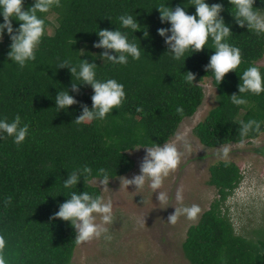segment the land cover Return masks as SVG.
Instances as JSON below:
<instances>
[{"label": "trees", "instance_id": "1", "mask_svg": "<svg viewBox=\"0 0 264 264\" xmlns=\"http://www.w3.org/2000/svg\"><path fill=\"white\" fill-rule=\"evenodd\" d=\"M205 2L223 5L220 15L232 31L226 42L241 50V64L220 84L212 71L205 70L215 52L211 37L202 51L187 50L184 61L173 59L165 38L158 34L159 28H170L171 24L161 22L156 7L180 6L194 15L192 0H60V7L37 13L45 20V33L36 60L22 69L7 56L11 39L4 30L0 40V120L11 122L19 115L22 124L29 125V134L20 145L14 137L0 133V235L6 238L8 264H73L76 231L69 221L50 217L73 191L100 195L99 188L90 184L91 179L99 178V168H105L110 179L121 176L135 166L127 151L167 142L180 122L202 103L200 82L204 78L211 80L217 94L216 104L193 128L201 144L218 147L239 143L264 131V92L239 94L238 89L240 76L251 66H257L264 77V66L256 65L264 55V34L257 35L246 25L240 27L230 0ZM34 3L24 0V10ZM254 7L264 9V0H255ZM125 14L136 18L141 29L124 28L119 17ZM10 19L13 28H18L21 22ZM104 28L126 33L130 42L140 46V58L128 56L126 65L101 59L105 50L93 45L100 39L97 32ZM108 51L116 55L114 50ZM65 59L77 66V71L81 59L95 62L98 80L115 79L123 84L126 98L121 106L103 120L76 124L82 105L91 108L94 90L91 85L79 84V93L71 91L72 83L81 81L72 77L69 68H57ZM188 71L196 76L191 84L185 80ZM67 89L79 103L58 110L55 96ZM233 93L245 98L247 104L234 105ZM178 107L183 108L182 115L176 112ZM250 119L261 121V133L253 131L241 138L239 122ZM83 166L92 168V176L85 183L81 178L73 188H64L68 175ZM208 172L207 184L214 187L216 196L188 226L181 245L184 256L190 264H264V210L263 226L255 236H248L236 231L225 207L243 178L240 167L232 160H218L210 164ZM9 196L12 203L5 207Z\"/></svg>", "mask_w": 264, "mask_h": 264}, {"label": "clouds", "instance_id": "2", "mask_svg": "<svg viewBox=\"0 0 264 264\" xmlns=\"http://www.w3.org/2000/svg\"><path fill=\"white\" fill-rule=\"evenodd\" d=\"M235 11L232 12L236 23L240 27L247 26L248 30L254 31L257 35L264 34V11L255 8V0H230ZM195 5V14H188L184 8L176 6H166L164 4L156 7L160 12V20L162 23L170 22V28H159L158 34L165 38L168 51L172 52L173 59L180 60L184 58L185 52L190 48L192 52L202 51L207 44L209 37L214 43L215 52L210 57V61L205 65L207 72L214 73L217 84H220L225 75L230 71H234L241 64V50L239 47L232 46L226 42L231 34V28L225 23L220 13L224 10L221 3L208 4L205 0H192ZM60 7V0H35V3L24 10V0H0V12L3 15V23H0V40L3 39L4 30L10 36V51L7 53L11 61L16 62L20 68H24L29 61L36 60V50L41 42V38L45 33V20L37 15V13H47L53 7ZM14 17L21 23L19 27L14 29L12 18ZM124 28H130L134 32L140 30V23L130 14L119 17ZM171 35H168V33ZM100 37L99 41L94 43L95 48H103L105 51L100 53V58L104 61H110L113 64L128 63V56L138 60L140 58V46L135 42H130L126 33L121 30H109L107 28L100 29L97 32ZM149 33L145 30L144 36L147 38ZM75 43V42H74ZM108 50H114L116 55H112ZM81 49V55H83ZM69 68L72 77L76 76L79 83L73 82L71 91L79 93V84L91 85L94 94L91 97L92 106L89 108L86 104L82 105V114L74 119L76 124L90 123L95 119L103 120L113 109L119 108L126 98L124 85L118 83L115 79H107L100 81L96 78L95 62H89L87 59H81L79 71L77 66L73 65L70 60L60 61L57 68ZM185 80L191 84L196 76L191 71L186 72ZM242 83L239 84V94L252 92L260 94L264 92V77L257 66L247 68L242 76ZM213 99H215L213 97ZM56 107L58 110L67 109L69 106L79 103L67 91H58L55 96ZM231 102L234 105H245L247 100L241 95L233 93ZM137 111H143L137 108ZM178 114H183V108L176 109ZM261 133V121L250 119L247 122H239V135L245 138L250 132ZM0 133H6L7 136L14 137V142L20 145L29 134V125L21 121V117L16 115L14 120L8 122L7 118L0 120ZM258 145V142H257ZM185 140V147H187ZM244 146V140H241V147ZM146 148V154L140 165V174L135 175L132 179L121 177V184L127 189L129 185L136 186V192L143 189L146 182L152 190L163 187L164 179L171 172L177 170L181 163L184 153L179 149L176 143L165 142L163 146L153 144L152 146H142ZM140 148V147H139ZM230 152L229 147H222L216 155L226 161ZM92 168L83 166L73 170L63 181L66 189L76 186L78 181L83 178L84 183L92 176ZM98 184L103 185V190L107 191L110 176L105 168L97 170ZM95 179V178H94ZM183 187H179L175 193V201L180 206H175L174 213L168 216L167 221L175 225L180 216L184 215L188 220L195 221L202 212L198 204L191 206L183 205ZM161 208L169 205V194L166 191H159L157 197ZM12 203V197H6L4 200L5 207ZM99 217V222H97ZM60 218L69 221L76 231L75 242L77 245L90 242L93 239H99L102 236L111 240L110 229L108 225L113 224V201L105 200L101 195H93L87 191L71 192L70 198L60 204L59 211L54 213L51 220ZM138 227L143 228L146 225L145 216L136 218ZM6 238L0 235V264H8L6 259ZM223 259V258H222Z\"/></svg>", "mask_w": 264, "mask_h": 264}, {"label": "rangeland", "instance_id": "3", "mask_svg": "<svg viewBox=\"0 0 264 264\" xmlns=\"http://www.w3.org/2000/svg\"><path fill=\"white\" fill-rule=\"evenodd\" d=\"M256 65L264 66V55ZM200 85L204 92L202 103L193 115L180 122L175 134L167 141L176 143L184 155L177 170L164 179L161 189L152 192L146 182L144 188L137 193L135 185H129L126 189L121 184V177L132 179L140 174L146 148L139 146L127 151L135 161L133 170L109 179L107 191L103 190V185L99 186V178L90 180V184L99 188L100 195L105 200L113 201L114 222L108 225L112 239L107 240L102 236L90 242L76 244L71 258L73 264H190L181 245L188 226L199 219L216 196L214 187L207 184L208 167L218 160H224L216 155L222 147L230 148L226 160L234 161L243 174L240 184L225 203L236 231L255 236L256 230L263 226L264 131L257 138L244 141L243 147L241 142L218 147L201 144L194 135L193 128L216 104L217 92L209 78H204ZM258 148L262 149L261 153L257 152ZM181 186L184 189L183 205L198 204L202 212L195 221L182 215L172 225L167 219L174 213L175 206H180L175 201V193ZM159 191L169 194V205L166 208H161L159 204ZM140 216H145L146 225L143 228L136 224V218ZM99 219L97 217V222Z\"/></svg>", "mask_w": 264, "mask_h": 264}]
</instances>
